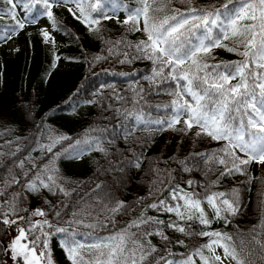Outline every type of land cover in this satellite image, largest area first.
Returning <instances> with one entry per match:
<instances>
[{
  "label": "trees",
  "instance_id": "1",
  "mask_svg": "<svg viewBox=\"0 0 264 264\" xmlns=\"http://www.w3.org/2000/svg\"><path fill=\"white\" fill-rule=\"evenodd\" d=\"M226 2L147 0L153 8L167 3L166 10L157 13L161 19L189 8L219 9ZM49 3L50 9L43 0H19L12 17L5 15L10 6L0 0V35L11 33L16 43L12 52L5 45L0 47V264H6L8 236L3 219L17 215L28 219L31 203L51 224L47 242L52 264H72L63 247L70 239L84 245L82 264L89 260L94 264L96 256L90 254L95 249L89 245L107 242L125 229L134 234L135 243L130 240L128 248L135 250L137 264H142L144 253L148 256L143 264L185 259L209 243V237L198 235L202 231L226 233L233 238L228 245L235 247L242 261L264 264V164L252 161L246 175L221 177L224 165L206 162V158L213 153L223 155L220 150L226 141L197 137L199 127L185 132L182 122L174 129L155 123L172 117L177 83L150 79L154 64L136 49L147 40L143 16L136 23H124L143 7L141 0H100L99 9L87 20L77 19L80 14L71 0ZM83 6L88 8L87 0ZM110 9L117 15H110ZM94 19L99 23H92ZM17 21L24 22V27L13 32ZM222 43L233 46L231 39ZM205 59L214 65L231 64L242 57L227 47H217ZM189 67L190 62L184 65L186 70ZM236 155L247 159L238 149ZM137 160L138 168L134 166ZM48 176L55 180L51 190L40 183L51 184ZM30 183L35 184V191L27 188ZM173 188L198 194L210 224L178 220L175 212H166L164 207L177 203L172 199ZM233 189L239 193L237 214L222 212L227 222L217 219L206 195L231 194ZM160 201L164 207H159ZM117 203L124 206L113 212ZM149 218L163 223L129 227L133 221ZM171 223L192 234L168 227ZM57 228L67 231L57 232ZM203 253L217 264L208 249ZM193 259L201 264L198 256Z\"/></svg>",
  "mask_w": 264,
  "mask_h": 264
},
{
  "label": "snow or ice",
  "instance_id": "2",
  "mask_svg": "<svg viewBox=\"0 0 264 264\" xmlns=\"http://www.w3.org/2000/svg\"><path fill=\"white\" fill-rule=\"evenodd\" d=\"M5 2L10 6L5 15L15 17V9L19 6V0H5ZM63 2L68 3L69 0H63ZM71 2L76 4L79 11L80 16L77 19L84 17L85 20L92 12L99 9L100 4V0H96L95 3L87 0L88 8L86 9L83 6L85 0H71ZM141 2L143 7L137 8L134 13L128 15L124 23L127 24L130 20L136 23L143 16V31L147 35V40L136 45V49L138 52H142L144 57L152 60L154 64L153 77L150 79L161 77L163 80L171 79L177 83L175 95L178 99L172 101V117L166 121H156L155 123L174 129L176 124L182 122L185 128L181 130L185 132L193 127H199L201 131L196 133L197 137L207 135L213 140L226 141L227 143L220 150L223 155L216 156L213 153L206 158V162L212 160L215 164L224 165V171L220 173L221 177L236 173L246 175L247 166L252 161L264 164V0H227L219 9L189 8L186 13L166 15L162 19L158 17L157 13L164 12L167 3L163 8H153L147 3V0H141ZM184 2L190 4L191 0H184ZM43 3L46 8H51L49 0H43ZM235 3H238L239 7L230 8V5ZM25 7L27 8L29 5H25ZM69 11L72 10L69 9ZM47 15L51 18L52 12L48 11ZM73 15L75 16L76 13L73 12ZM105 18L108 17L105 16ZM91 22L99 23L95 19ZM17 27L22 29L24 22L17 21L12 31L15 32ZM44 35L47 38V33ZM4 38H11V33L6 37H0V39ZM230 39L232 47L222 43V41ZM217 47H227L228 51L236 52L242 59L231 64L210 65L206 62L205 57L212 48ZM188 62H190V67L186 70L184 65ZM233 80L237 82L233 84ZM186 97H191V100ZM137 120L140 121L141 117L137 116ZM237 149L247 159L237 156ZM98 150L104 151L99 147ZM48 151H51V147L48 148ZM199 155L203 156L204 154ZM134 166L137 168L140 166L139 160ZM184 170L190 171L187 167ZM47 179L51 181V184L41 181V186L51 190L56 186L55 180L52 176H48ZM188 183L191 186L192 181H188ZM27 188L31 191L36 190L35 184L31 183L27 185ZM172 193V199L177 203L164 207V201H160L159 207H164L166 212H175L178 220L198 219L201 224H210L211 221L205 217L198 194L185 193L179 188H173ZM238 196V190L233 189L231 194L213 192L206 195L205 200L215 210L216 218L224 219L227 222V216L222 215V212H226L230 216L236 215L239 210ZM179 201L184 203L180 204ZM123 206L122 203H117L112 211L117 212ZM150 207L157 208L158 205L152 204ZM12 211H15L14 207ZM38 215L43 216L44 213L40 212ZM2 222L4 224L15 223V221L7 219L6 216ZM45 223L48 222L45 221ZM149 223L160 224L163 222L153 221L150 218L140 219L133 221L129 227L139 228L141 224ZM168 227L186 235L192 234L185 227H180L176 223H171ZM35 229L36 226L33 225L27 230V235L25 230L21 229L18 239L12 244L13 258H22L24 264H40L43 258L49 256L46 251L48 248L46 237L51 233H46L41 228V235L29 239ZM56 231L66 232L67 230L57 228ZM147 234L151 235L152 233ZM156 234L162 235L159 232ZM133 235L125 229L116 236L109 237L107 242L89 245L95 249V252L90 254L96 256L94 264H129V261L130 264H137L135 250L128 248V243L132 240ZM198 235L209 237V243L202 245L185 259L179 262L169 261L167 264H196L194 256L200 258L201 264H212V260L205 257L203 253L205 248L213 253L212 258L217 264H223L221 256L215 254L213 246L223 248V259L231 258L237 264H246L238 257L235 247L228 245L227 241L233 239L231 236L226 233L208 231H202ZM41 236L45 239L42 240ZM162 238L167 239L166 236H162ZM23 240L29 242L21 243ZM132 242L135 243L134 240ZM179 243L182 244L183 241H179ZM63 247L67 251L69 259L72 260V264H82L83 256L78 252V249L83 248V244L70 239L64 242ZM140 247L143 248V245ZM147 256L148 253L141 255L142 264ZM47 264H52L50 258H48ZM87 264H93V261L89 260Z\"/></svg>",
  "mask_w": 264,
  "mask_h": 264
},
{
  "label": "rangeland",
  "instance_id": "3",
  "mask_svg": "<svg viewBox=\"0 0 264 264\" xmlns=\"http://www.w3.org/2000/svg\"><path fill=\"white\" fill-rule=\"evenodd\" d=\"M239 7V4L237 6V8ZM110 15H117V12L114 9H110L109 12ZM47 31H49V29H47ZM7 34H1L0 37H6ZM3 45H5L11 52L13 50L16 49V43L14 40H12L11 38H4V39H0V47H2ZM25 195H28V191L24 192ZM31 203V202H30ZM33 204V203H31ZM29 213H28V219H25L23 215H17L13 218H7L10 221H15V223H10L7 224L8 226V236L6 239V245H7V250L4 256L5 262L6 264H24L23 259L20 257L17 258H13V252H12V244L14 241H16L19 237V232L21 229L25 230L26 235L28 234V229L32 228L33 225L36 226L35 231L32 233L31 236H29V239H32L34 236L36 235H41V231L40 229L42 228L44 232L49 233V225H51L49 223V221L47 220V218L43 215H38V213L42 212L40 208L36 207L34 204L32 207L29 208ZM45 221H47L48 223H45ZM41 239H45V237L41 236ZM46 239H48L46 237ZM28 240H23L21 241V243H28ZM215 248V253L217 255H220L222 258V261L225 262H230V264H235L230 258L229 259H223L224 254L222 253L221 249L217 246H213ZM88 247H86L87 249ZM83 248L78 249V252L81 254V252L83 251ZM43 250V249H41ZM49 254L48 257H45L41 260L40 264H47V260L48 258L52 259L51 256V249L48 247L46 250ZM39 254V253H38ZM170 260H167L164 264H167V262H169ZM95 262V261H94ZM223 263V264H224Z\"/></svg>",
  "mask_w": 264,
  "mask_h": 264
},
{
  "label": "bare ground",
  "instance_id": "4",
  "mask_svg": "<svg viewBox=\"0 0 264 264\" xmlns=\"http://www.w3.org/2000/svg\"><path fill=\"white\" fill-rule=\"evenodd\" d=\"M223 263H224V262H223ZM224 264H230V262L227 261V262H225Z\"/></svg>",
  "mask_w": 264,
  "mask_h": 264
},
{
  "label": "water",
  "instance_id": "5",
  "mask_svg": "<svg viewBox=\"0 0 264 264\" xmlns=\"http://www.w3.org/2000/svg\"><path fill=\"white\" fill-rule=\"evenodd\" d=\"M33 206V204H30V207H32Z\"/></svg>",
  "mask_w": 264,
  "mask_h": 264
}]
</instances>
